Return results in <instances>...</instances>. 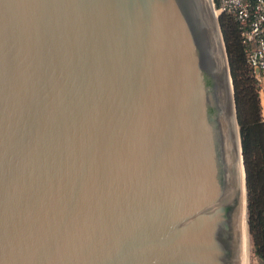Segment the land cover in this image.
Segmentation results:
<instances>
[{
    "label": "water",
    "instance_id": "water-1",
    "mask_svg": "<svg viewBox=\"0 0 264 264\" xmlns=\"http://www.w3.org/2000/svg\"><path fill=\"white\" fill-rule=\"evenodd\" d=\"M220 15L0 0V264H245Z\"/></svg>",
    "mask_w": 264,
    "mask_h": 264
},
{
    "label": "trees",
    "instance_id": "trees-1",
    "mask_svg": "<svg viewBox=\"0 0 264 264\" xmlns=\"http://www.w3.org/2000/svg\"><path fill=\"white\" fill-rule=\"evenodd\" d=\"M215 6L218 2L215 0ZM220 25L224 36L235 88L248 192V226L254 253L264 260V117L261 83L248 61V46L243 43L236 17L223 12Z\"/></svg>",
    "mask_w": 264,
    "mask_h": 264
},
{
    "label": "built area",
    "instance_id": "built-area-1",
    "mask_svg": "<svg viewBox=\"0 0 264 264\" xmlns=\"http://www.w3.org/2000/svg\"><path fill=\"white\" fill-rule=\"evenodd\" d=\"M218 13H230L241 25L243 43L248 46V61L261 83L264 76V0H217ZM264 91V87L261 86Z\"/></svg>",
    "mask_w": 264,
    "mask_h": 264
},
{
    "label": "bare ground",
    "instance_id": "bare-ground-1",
    "mask_svg": "<svg viewBox=\"0 0 264 264\" xmlns=\"http://www.w3.org/2000/svg\"><path fill=\"white\" fill-rule=\"evenodd\" d=\"M233 113H234V120H235V127H236L237 141H238V148H239V156H240V165H241L242 187H243V203H244V215H245V226H246V231H245V244H246V249H247V247H248V223H247L246 190H245V179H244V167H243V163H242V156L240 154L239 128H238V124L236 122L234 108H233Z\"/></svg>",
    "mask_w": 264,
    "mask_h": 264
},
{
    "label": "rangeland",
    "instance_id": "rangeland-1",
    "mask_svg": "<svg viewBox=\"0 0 264 264\" xmlns=\"http://www.w3.org/2000/svg\"><path fill=\"white\" fill-rule=\"evenodd\" d=\"M217 14H218V12H217ZM219 23H220V18H219ZM257 258L258 257L254 253V245H253L252 236H251V234L249 232V228H248V247H247V249H246V244H245V264H261L260 261L257 262L258 261Z\"/></svg>",
    "mask_w": 264,
    "mask_h": 264
},
{
    "label": "crops",
    "instance_id": "crops-1",
    "mask_svg": "<svg viewBox=\"0 0 264 264\" xmlns=\"http://www.w3.org/2000/svg\"><path fill=\"white\" fill-rule=\"evenodd\" d=\"M261 86L264 87V76L262 77L261 80ZM261 104H262V112H263V117H264V91L261 89ZM257 262H261V264H264V260L260 259L259 257L257 258Z\"/></svg>",
    "mask_w": 264,
    "mask_h": 264
}]
</instances>
